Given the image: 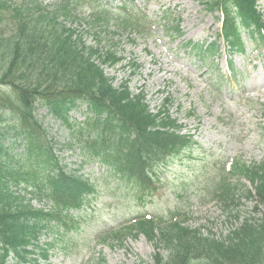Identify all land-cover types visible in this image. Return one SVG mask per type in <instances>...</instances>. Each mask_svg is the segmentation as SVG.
I'll return each mask as SVG.
<instances>
[{
	"label": "trees",
	"instance_id": "obj_1",
	"mask_svg": "<svg viewBox=\"0 0 264 264\" xmlns=\"http://www.w3.org/2000/svg\"><path fill=\"white\" fill-rule=\"evenodd\" d=\"M72 1L46 7L37 0H0V23L14 24L12 32L0 37V264L48 263L59 237L75 238L96 189L81 172L83 164H104L108 175L129 180L147 191L140 193L148 194L152 184L161 181L159 165L195 141L166 108L169 94L162 108L153 111L143 91H131L126 80L113 85L104 66L121 63L123 58L114 49L100 51L85 45L74 29L58 21L68 14ZM201 2L206 11L222 14L217 38L222 37L232 51L242 47V34L253 42L264 40L258 0ZM120 21L139 30L130 17ZM204 48L210 57L219 52L216 42ZM138 68L134 63L133 69ZM80 105L85 114L78 121L70 112ZM46 117L64 129L65 143L48 139L43 127L48 126ZM54 147L78 148L81 162L66 171ZM234 171L254 186L264 207V165L238 163ZM221 176L216 181L221 187L218 196L228 207L236 205L235 192L242 189L225 173ZM245 192L251 200L250 190ZM33 200L50 206L37 208ZM139 235L155 248L152 263L138 259L134 264H213L209 255L215 251L219 264H264V212L249 216L220 241L181 220L159 221L142 215L106 234L104 240L122 245L125 238L135 240ZM41 237L45 241L39 243ZM103 262L100 258L99 263Z\"/></svg>",
	"mask_w": 264,
	"mask_h": 264
},
{
	"label": "rangeland",
	"instance_id": "obj_2",
	"mask_svg": "<svg viewBox=\"0 0 264 264\" xmlns=\"http://www.w3.org/2000/svg\"><path fill=\"white\" fill-rule=\"evenodd\" d=\"M37 2L51 7L60 0ZM123 2L73 0L68 14L58 21L74 29L85 45L100 51L114 49L123 58L121 63L104 66L114 86L126 80L131 91L144 92L153 110L161 109L169 94L166 108L196 142H189L181 154L159 165L161 181L148 194L114 180L100 164L85 168L91 171L89 177L97 183V192L82 214L83 224L75 238L59 237L57 249L45 264H100V258L104 259L101 264H134L138 258L152 263L154 243L144 236L125 238L122 245L104 240L106 234H113L139 215L148 214L159 221L181 220L218 241L249 216L260 215L253 214L254 202L246 197L245 191L253 186L235 175L234 168L238 163L252 166L264 162V53L245 47L242 54L227 56L222 50L218 58L204 60L192 45L186 46L189 40L202 43L220 32V22L204 10L201 0H136L135 13L144 19V30L119 20L124 13ZM257 10L264 20V0H258ZM13 28L12 22L0 23V37ZM228 61L231 72L226 68ZM134 63L138 69H133ZM45 120L48 126L43 124V129L48 139L65 143L64 129L49 117ZM54 149L66 171H73L80 163L78 150ZM228 168L231 170L226 173ZM223 173L242 189L235 192L236 205L230 207L218 196L221 187L216 181ZM214 181L215 186H211ZM33 202L37 208L50 206L49 202ZM44 241L41 237L39 243Z\"/></svg>",
	"mask_w": 264,
	"mask_h": 264
},
{
	"label": "bare ground",
	"instance_id": "obj_3",
	"mask_svg": "<svg viewBox=\"0 0 264 264\" xmlns=\"http://www.w3.org/2000/svg\"><path fill=\"white\" fill-rule=\"evenodd\" d=\"M76 117L78 118V119H81L82 117H83V115L82 114H78V115H76ZM153 185L154 184H152V186L150 187V191L152 190V188H153ZM135 188L138 190V191H140V192H142V193H147V191H145V192H143L141 189H140V187L138 186V185H135ZM235 216V215H234ZM133 220L134 219H130L129 221H127L124 225L126 226V225H128L129 223H131V222H133ZM124 227V226H123ZM123 227H120L121 229H123ZM139 236H143V235H139ZM138 236V237H139ZM137 237V238H138ZM136 238V239H137ZM146 239V238H145ZM147 240V239H146ZM155 248V247H154ZM163 251H166V250H163ZM138 259H140V258H138ZM138 259H136V260H138ZM209 260H210V262H212L213 264H219V262H220V258H219V254H218V252L217 251H215V252H213L211 255H209Z\"/></svg>",
	"mask_w": 264,
	"mask_h": 264
}]
</instances>
